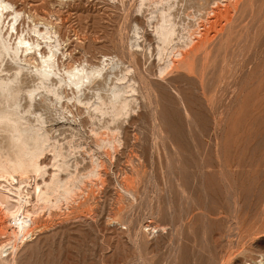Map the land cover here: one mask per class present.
Wrapping results in <instances>:
<instances>
[{"label": "rangeland", "instance_id": "1", "mask_svg": "<svg viewBox=\"0 0 264 264\" xmlns=\"http://www.w3.org/2000/svg\"><path fill=\"white\" fill-rule=\"evenodd\" d=\"M2 1V36L13 45L24 35L30 44L21 50L31 48L35 60L25 61L23 50L18 60L0 54V155L31 150L38 136L47 139L39 186L54 175L87 181L71 207L37 216L32 240L14 257L6 252L7 262H264V0H240L228 39L220 36V48H212L226 61L212 53L218 66L209 63L204 82L199 61V77L160 71L202 23L218 20L213 10L230 0ZM163 18L173 32L162 52ZM224 43L230 48L222 47L228 50L222 54ZM51 46L54 67L41 81V55ZM80 64L89 82L79 89L58 84ZM123 101L128 109L116 115L111 102ZM115 131L123 141L110 161L97 142ZM101 161L103 176L94 178V163ZM8 182L0 178V192H9Z\"/></svg>", "mask_w": 264, "mask_h": 264}, {"label": "bare ground", "instance_id": "2", "mask_svg": "<svg viewBox=\"0 0 264 264\" xmlns=\"http://www.w3.org/2000/svg\"><path fill=\"white\" fill-rule=\"evenodd\" d=\"M154 1L156 3H160V2H162L164 0H154ZM150 2H151V0H150ZM141 3H144V2L141 1ZM242 3H243V1H242ZM239 5H241L240 0H230V2L225 4L223 7L219 6L215 10H213L212 13H214L215 19H218V20L215 21V20H212L213 18H211V19L209 18V20L206 23H202L199 26L198 31L196 33L190 34L189 42L187 43L186 48L183 49V50L179 49V50L174 52L176 54H174V57L165 65L164 68L161 69L160 75L162 76L169 69H172V70H175V71H179L180 70V72H181V69H183V70H186L189 74H191L193 76L195 74L196 75L200 74V76H201V73H199V72L197 73V71L202 70L203 71V74L201 76L202 80L201 79L200 80L204 82V78H202V77H205L204 76L205 71H206L207 67L209 68V63L212 62V61H210L211 58H213V57H211V55H214L216 53L215 55L217 56V55H220L219 53H221V52H218V51H221L220 49L219 50L217 49L218 50L217 51L218 54H217V52H214L215 50L213 51L212 48L215 47L219 43L218 41L220 39H218V38L220 36L225 35V33L227 34L228 31H226V28L229 27L228 25L232 26L234 24L233 26H235V21L233 20V18L235 16H234L233 13H234V11L240 9V8H238ZM6 8H7V4H5L2 0H0V54L1 53H4L6 55L7 54H12V56L15 59H17L19 54H21L19 52L23 50L22 52H23V56L25 55V61H27L28 63H31L32 60H35V58H34L35 56L33 57L32 56L33 54L32 55L29 54L31 48H25V49L21 50L23 45L30 44V43L26 42L27 40L25 41V38L23 37L24 36L23 34H22L23 36L19 35L16 38V41H15V43L13 45L10 43V40H9L8 37L2 36V30H3L2 28H4V25L2 27V24H3L2 21H4V20H2V17L4 18V16L6 15V13H3V12L6 11L5 10ZM239 11L241 12V10H239ZM252 12H253V10H252ZM239 13L237 15H241L242 12L240 14ZM243 13H245V11ZM3 14H4V16H3ZM18 17L20 18L18 13H16L13 16V18H12V20H13L12 22L13 23L11 25V30H14L16 28L15 26H16V22L18 21ZM163 17H164V15H163ZM222 18H225L224 21H221ZM251 18H252V16H251ZM168 22L169 21H167L166 18L165 19L163 18L162 23L159 25V35L158 36H160L159 38L162 41L161 43L164 45L163 48H161V50H160L162 52L167 50L166 49L167 47H165V46H169L170 43L172 42L171 41V39H172L171 37H172V32L173 31L171 29V26L168 25ZM232 22H234V23H232ZM48 26H50V25H48ZM217 26H219V28L216 30ZM213 29L216 30V31H212ZM237 30L238 29H236V31ZM56 32H57V30H56ZM231 32H233V30ZM231 32H229V33L231 34ZM49 33L50 32H48V31H46L45 33L43 32V34L45 35L44 38H47V37L49 38ZM239 33H241V32H239ZM57 34L58 33H56V35ZM236 34H238V33H236ZM40 35H42V34L40 33ZM222 37L223 38H221V40H225L227 38L226 35H225V37L224 36H222ZM228 37H229V35H228ZM231 37L234 38L233 36H231ZM229 39H231V38H229ZM230 41L231 40H228V42H230ZM215 43H217V44H215ZM241 43H242V41H241ZM219 44H218V46H219ZM222 44H223V41H222ZM224 44H225V46L222 45L221 48L222 47L223 48L224 47L225 48H230V46L227 47L229 45V43H228V45L226 43H224ZM38 45H39V43H38ZM218 48H220V46ZM53 49H54V46H51L50 49H48L49 52L47 54L45 53V55L44 54L41 55L42 64H40L41 65L40 69H44V71L41 72V77H40L41 81H45L47 79L48 74L50 72H52V69L54 67L52 61H54L53 60V58H54V50L56 49V47H55L54 50ZM213 49H215V48H213ZM224 49L222 50V54H225L223 52H227L228 53V50L224 51ZM212 53H214V54H212ZM217 57L216 58L214 57V59H212L213 61L215 59L217 60L216 64L218 63V60L220 61V59H222V58H223L222 60L226 61L225 60L226 57H225V59H224L223 56L218 57L220 59H217ZM198 61H199L200 64L202 63V65H201L202 67H198L200 70H198V68L196 69V67L199 65V63H198V65L196 63ZM222 64H223V62H222ZM212 65L210 66V68H212V67L214 68L215 66H218V65H215V64H214L215 66H212ZM32 66H33V64H32ZM73 66H75V65H73ZM223 66L225 67V65H223ZM38 68L39 67H37V69ZM215 68H217V67H215ZM85 70L86 69H84L81 66V64H80V66L78 65L77 67L70 68L69 70H67V74L65 73L66 76H64L63 78H61L58 81V84L60 85V84L64 83V85L66 84V85H68V87L69 86H74V87L79 89L81 85H84L85 83L89 82V79H90V75L91 74L85 73ZM183 70H182V72H183ZM208 70H210V69H208ZM213 71H216V70H213ZM97 72L98 73L100 72L99 68L95 69L92 73L94 75V73H97ZM180 72H178V73H180ZM98 73H97V75H98ZM172 73H173V71H172ZM210 73L211 72H209V74ZM213 73H211V74L213 75ZM218 73H219V71H218ZM214 75H216V74H214ZM258 76H259V74H258ZM261 76H263V75H261ZM201 81H199V82H201ZM262 83H263V81H262ZM202 85L206 86V84H202ZM246 86H248V85L246 84ZM241 87H243V86H241ZM203 90H204V92H206L205 87H204ZM32 93L33 92H31V94ZM113 101H116V100H113ZM182 101L184 102V99H182ZM112 102H111L112 105H110V106H111V109L113 110V112L116 113V115H119V114L124 113V112L127 111L128 103H126L125 101H123L120 104H118V106L115 103H112ZM102 105H105V104H102ZM103 135L104 136L101 137V138L98 137L99 138V140H98L99 142H97V143H99V146L101 148L106 149L105 151H107V154L109 155V159L111 161L112 158H113V154H114V153L112 154V151L117 150L121 146V142L123 140L121 141L119 132H116V131L112 132L111 134L110 133H107V134L105 133ZM18 137L21 138V134H19ZM36 139H37L38 144L31 150H29L28 148L24 147L23 149L20 150L19 153H13V155L9 154V155H6V156L3 155V154L0 155V178L1 179L5 178V179H8L10 181V182H8L7 185L3 186L4 188H7L9 192H5V191L0 192V237H2L0 239V264H16L15 262H13L14 258L11 259L12 262H7V261H9V259L6 261L5 260L6 256L4 257V254L6 252H10L8 254V256L12 255L14 257L17 254L19 245L24 243V242H26V241L28 242V240L31 239L35 235L34 234L35 229H37V227H38L37 226L38 225L37 216L40 213L42 214L43 211L52 212L54 209H57V208L59 210L62 205H66L67 207H69L70 205L75 203L76 202L75 197L78 195L77 191H82L83 187H85L84 185L87 182V181L85 182V180H83V179H81V180L67 179L66 181H61V179L59 180L58 177L54 175L52 177L51 182L49 184H46L45 187L39 186L37 184V178H38V176L40 174V160H41V157L44 154V151H45L44 146H45V143L47 142V139H40L38 136H37ZM117 153H118V151H117ZM60 156H61L60 153H57L55 155V160L58 157H60ZM102 162L103 161H101L100 163H98V162L94 163V171L92 173V176L94 178L103 176V175H101L102 172L100 171V169L102 167V164H101ZM90 179H92V178H90ZM129 181H130V178H126L125 179L126 184H128V186L130 187L131 185H130ZM14 182H17V184H14ZM130 182H132V181H130ZM89 183H90V181H89ZM91 190H92V188H91ZM141 226H142V224H141ZM144 227H146V226H144ZM147 227H149V226H147ZM229 254H231V253H229ZM259 262H261V264H264V262L262 260L259 261Z\"/></svg>", "mask_w": 264, "mask_h": 264}]
</instances>
